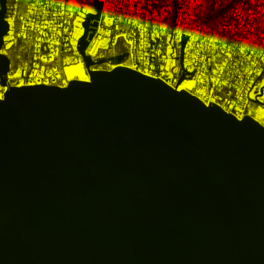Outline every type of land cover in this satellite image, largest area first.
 Masks as SVG:
<instances>
[{
	"label": "water",
	"instance_id": "water-1",
	"mask_svg": "<svg viewBox=\"0 0 264 264\" xmlns=\"http://www.w3.org/2000/svg\"><path fill=\"white\" fill-rule=\"evenodd\" d=\"M8 4L0 264H264V125L121 66L128 52L87 56L100 0L77 44L89 81L8 87Z\"/></svg>",
	"mask_w": 264,
	"mask_h": 264
},
{
	"label": "built area",
	"instance_id": "built-area-1",
	"mask_svg": "<svg viewBox=\"0 0 264 264\" xmlns=\"http://www.w3.org/2000/svg\"><path fill=\"white\" fill-rule=\"evenodd\" d=\"M100 1L97 30L87 45L92 48L95 41L96 54L85 51L87 56L96 61L128 52L121 66L157 77L238 119L252 116L260 123L264 119L257 114L261 109L258 88L264 84V0ZM75 2L28 0L24 13L16 12L8 19L10 30L2 48L11 60L8 87L67 86L71 80H80L81 62L89 76L77 48L83 34L72 44L82 10H76ZM92 2L84 5L91 7ZM117 66L108 62L92 70ZM71 68L69 79L67 69ZM5 91L0 84L4 96Z\"/></svg>",
	"mask_w": 264,
	"mask_h": 264
},
{
	"label": "snow or ice",
	"instance_id": "snow-or-ice-1",
	"mask_svg": "<svg viewBox=\"0 0 264 264\" xmlns=\"http://www.w3.org/2000/svg\"><path fill=\"white\" fill-rule=\"evenodd\" d=\"M76 6L79 7V5H76ZM92 11H94V9L92 7H90V6L86 5V4L83 5L82 10L80 11L79 16L76 18L77 28H76V33L74 34V37L72 39L73 46H75V44H76V37H78L81 34H84V30H83V28L80 27V25H81V22L84 19L85 14L86 13H91ZM107 22L108 23H111L110 20L107 21ZM162 27H163V25H162ZM176 32L179 33L180 32V29L179 28H176ZM129 43H131V41H129ZM95 47H96V42L95 41H93V47L92 48L85 47L84 44H83V42L81 44V50L82 51H87L91 55H95L96 54L95 53ZM169 50H171V49H169ZM129 66L130 67H135L134 64L133 65H129ZM67 71H68V77H69V79H72V69H67ZM149 74H151V73H149ZM77 75H78V78L80 80H89L90 79V77L88 75H86L85 72L83 71V62L80 63V68H79V70L77 72ZM21 83H23V81H21ZM184 86L190 87V84H186ZM259 99L264 100V96L259 97ZM0 100H4L6 102V98L3 95V92H0ZM259 111L262 112V113H264V108L259 109ZM258 119H259V117H258ZM261 123H264V119L261 120Z\"/></svg>",
	"mask_w": 264,
	"mask_h": 264
},
{
	"label": "rangeland",
	"instance_id": "rangeland-1",
	"mask_svg": "<svg viewBox=\"0 0 264 264\" xmlns=\"http://www.w3.org/2000/svg\"><path fill=\"white\" fill-rule=\"evenodd\" d=\"M17 1L18 0H9V4H8V11H9V13H8V19L9 18H11V17H13L14 16V14L17 12L15 9V7H16V4H17ZM76 5H79V7H77ZM83 5H84V2L82 1V0H76V2H75V6H76V10H80L81 9V7H83ZM89 6V5H88ZM92 7V6H91ZM93 8V7H92ZM9 14H10V16H9ZM263 108V107H262ZM264 117V116H263Z\"/></svg>",
	"mask_w": 264,
	"mask_h": 264
},
{
	"label": "trees",
	"instance_id": "trees-1",
	"mask_svg": "<svg viewBox=\"0 0 264 264\" xmlns=\"http://www.w3.org/2000/svg\"><path fill=\"white\" fill-rule=\"evenodd\" d=\"M82 1H84L85 3L92 2V0H82ZM27 4H28V0H18L16 7H15L16 8L15 10L18 13H20V12L24 13L26 11ZM8 13H9V11H8ZM9 16H10V14H9Z\"/></svg>",
	"mask_w": 264,
	"mask_h": 264
},
{
	"label": "flooded vegetation",
	"instance_id": "flooded-vegetation-1",
	"mask_svg": "<svg viewBox=\"0 0 264 264\" xmlns=\"http://www.w3.org/2000/svg\"><path fill=\"white\" fill-rule=\"evenodd\" d=\"M264 79V75H263V77H262V80ZM259 89V96L261 97V96H264V84H263V86H261L260 88H258ZM258 102L261 104V108L263 107L264 108V100H261V99H259L258 98ZM259 111V110H258ZM257 112V111H256ZM257 114H258V116L259 117H263L264 116V113H262V112H257Z\"/></svg>",
	"mask_w": 264,
	"mask_h": 264
},
{
	"label": "bare ground",
	"instance_id": "bare-ground-1",
	"mask_svg": "<svg viewBox=\"0 0 264 264\" xmlns=\"http://www.w3.org/2000/svg\"><path fill=\"white\" fill-rule=\"evenodd\" d=\"M72 70H73V68H71ZM84 72H85V74L87 75V72L85 71V70H83ZM77 72H78V70H77Z\"/></svg>",
	"mask_w": 264,
	"mask_h": 264
}]
</instances>
